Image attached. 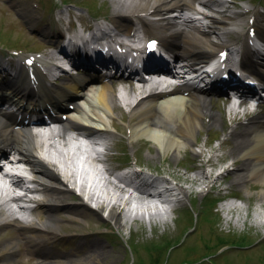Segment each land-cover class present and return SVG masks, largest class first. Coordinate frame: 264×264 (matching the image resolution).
<instances>
[{
  "label": "bare ground",
  "instance_id": "1",
  "mask_svg": "<svg viewBox=\"0 0 264 264\" xmlns=\"http://www.w3.org/2000/svg\"><path fill=\"white\" fill-rule=\"evenodd\" d=\"M195 1L207 7L211 12L197 11L199 19L187 15V11L193 8ZM13 2L16 3V11L21 14L27 23L32 25L38 34L43 37H50L55 34L51 33L49 35L50 32L43 26L44 21H33L34 13L32 7L17 0ZM110 2L113 7L111 23L116 30V35H120L122 32L124 35L131 36L136 42L140 40L141 35L157 38L161 45L171 44L175 54L184 57L185 60H191L200 54L208 52H218L221 49H226L230 53L231 48L226 39L229 29L226 27L234 19L238 18V14H240L231 10L224 0H110ZM215 6L222 7L217 9ZM251 14H253V10ZM135 21L140 24V28L135 27ZM256 21L258 22L256 24V35L264 37V24L259 23L255 18ZM129 23H132L131 30L128 28L121 31L122 27L124 25L127 26ZM106 36L114 39L111 33ZM244 40L242 39L241 41L240 39V43H242L241 50H243L241 53L242 59L248 66L255 69L257 68L255 67L257 62H254L248 55L243 43ZM227 60H229L228 57ZM109 68L110 66L107 67V69ZM257 72L259 77L264 80V66L260 67ZM37 76L42 88L34 91L28 84L26 73L21 69L18 70L14 75L15 79L11 77L6 84V88L10 89L13 95H17L14 96L16 100L12 101L18 104L19 109H22L21 98L18 95L23 97L28 94V97H33L36 100H47L55 106L63 108L65 112L62 111L60 116L66 113V119H59L61 128L58 132L50 130L49 133L40 135L42 137L40 138L39 135L33 134L27 127L20 130L14 129L13 126L20 123H14L12 116L0 111V154L11 152L17 154L21 160L30 163L36 173L34 174V179L38 185L37 192L41 194L36 201V211L31 213L27 224H22L18 219L14 218L15 212L9 206V200L2 198L3 190H1L0 232L7 226L12 225L23 230L26 243L34 248L36 256L42 258L44 262L50 258L59 257V250L52 246L49 247L46 239L47 235L53 236L59 230V212L68 214V220L74 222L77 219L84 218L88 212H94V214L99 216V211L110 205L106 217L117 226H125L129 222L139 220L136 217L133 218L131 214L133 199L130 197L126 199L128 197L127 189L113 179L115 175L110 168H105L107 176L104 180L106 184L102 186L100 191H104L105 187H113L116 194L108 192L107 197L100 199L99 196L95 198L94 193L96 191H89L87 198L90 201L95 200L94 202L97 205L96 209L93 210L84 204L81 198L73 202L68 200L72 192L62 178L64 176L65 181H74L77 176L76 170L71 168L72 165H75L76 160V154H71V150H69L71 142L75 140L80 143L79 136L88 138L89 142L92 143L89 152L91 150L90 153L92 155L96 154L93 150V137L91 136L97 132L103 142L110 138L112 133L107 123L112 126L113 118L118 109H128L129 121L125 126L130 129L129 136L135 135L134 138H137L136 133L138 136L140 135L142 128H135V122L136 125L147 127L153 131L160 130L167 137L166 146L171 147L170 158L175 160L176 165L165 171L174 181L159 174L144 172L147 178L155 182V184H165L163 189L159 190L157 194L159 197H163L164 192L171 188H176L185 195L180 203L187 200V189L182 184L183 182L189 183L190 187L195 189L196 186L209 181V191L216 190L217 185L220 183V175L210 180L212 172L205 170L206 166H216L212 155L206 156L203 148L198 150L191 148L197 143V135L200 130H204L211 125L222 127L224 123V115L221 111L223 112L225 109L222 108V110L218 111L215 109L217 104L213 103L208 91H197V89L184 85L176 87L175 95H170V97H166L165 93L143 95L142 91L134 86L127 87L124 85L123 92L115 91L113 82L104 81L95 92L89 94L85 92L84 88L78 87L84 83L81 78L65 79L59 83L57 81L53 83V81L45 78L42 74L38 73ZM120 82L124 84L125 81L120 80ZM83 86H86V84H83ZM1 92L0 96L4 98L5 95ZM10 98H7V100H10ZM80 100L85 101L91 107L90 113L84 117L89 125H85L76 117L75 112H81L82 109L79 104ZM69 103H73L75 108L66 112L67 104ZM227 109L231 114L237 113V109L231 104L226 106ZM205 119L208 121L206 122ZM75 127H78V131H73L72 133ZM231 133L235 136V149L233 151L235 158L233 162L235 166L233 171L234 183L241 185L242 188L247 187L248 184L251 187L254 184H261L262 190L259 194V200L262 202L260 206H263L264 115L252 117L243 125L241 130L234 126ZM41 139L49 141V145L43 152V158L38 157L35 153V143ZM57 139L60 140V143H56ZM133 144L131 141V146ZM204 146H207V142H205ZM152 147L156 150L155 157L160 158L161 151L157 145L152 144ZM77 149L79 150V148ZM189 150L194 157L197 156L196 158L201 160V163L199 166L188 167V172L182 173L180 167L183 165L180 156L182 153L187 154ZM96 156L98 159L101 158L98 154ZM194 157L188 159V161L191 162ZM226 160V156L219 158L220 162H225ZM239 161L241 164H237ZM101 163H105V159ZM154 168L157 169L156 167ZM192 171H195L194 175L189 174ZM20 182L21 179L17 177L14 179L13 185L18 186ZM134 183L132 186L134 185L137 189L147 190L141 186V182L138 184L137 181H134ZM85 187L84 181L80 184V189L84 190ZM147 198H150V196H146L143 192L138 196L140 202L152 204ZM162 202H166V200L163 199ZM231 208L232 206L224 208L226 210L225 218L228 220L231 218L230 213L227 212H231ZM258 222L259 224L264 223L263 221ZM19 235L20 233L12 232L11 237L17 239ZM77 235L81 236L78 239L80 245L78 248L72 249L74 257L80 258L83 256L95 264H110L109 262L112 261L113 256L107 250L105 243L95 238L88 231ZM3 238L0 235V247L3 245ZM22 251V247L16 250L15 246L11 245L7 248H0V257H16ZM57 264L60 263L58 262Z\"/></svg>",
  "mask_w": 264,
  "mask_h": 264
},
{
  "label": "rangeland",
  "instance_id": "2",
  "mask_svg": "<svg viewBox=\"0 0 264 264\" xmlns=\"http://www.w3.org/2000/svg\"><path fill=\"white\" fill-rule=\"evenodd\" d=\"M13 1L0 0V37H3L4 42L6 41L8 48L19 47L27 51L36 50L43 53V38L35 32L32 25L27 23L21 15L17 14L16 3ZM17 1L23 2L34 9V22L42 20L44 21V27L47 28L48 26L52 29L58 26L56 23L54 25V17L61 15L66 19L69 7H71L70 4L61 5L62 0ZM65 1L77 5L86 4L89 7L101 5V10L98 12L90 9L93 15L96 16L105 12L111 13L113 8L110 0ZM224 1L230 6L231 10L240 12L239 17L236 19V27L234 29H241L248 25L246 21L249 14H242L243 8L248 6L253 8L257 12L261 22H264V3L261 6L256 0ZM40 7H44V9ZM221 7L215 6L217 9ZM59 11H61V14H59ZM81 13L86 19L90 20L88 15L83 12ZM241 21H243V24H238ZM76 25L79 26L78 24ZM239 37L235 32L233 34H226L227 40L231 43L235 38L237 39ZM2 65L4 66V63ZM7 78L5 77V80ZM96 88L97 85H92L87 89V92L91 93ZM226 106L227 103L224 100H220L215 107L217 111L222 110V108L225 109L222 113L224 115L223 126L211 125L204 130H200L197 135V145L195 144L191 147L195 150L203 148L206 156L212 155L216 166H206L205 170L212 172L210 180L220 175V183L217 185L216 190L209 191V181L196 186L195 189H192L189 183L183 182L182 184L190 193L188 199L179 204L182 209H180V212L175 210L170 214L166 210L168 202H160L158 204L139 202L138 204L132 205L131 208L132 217H136L139 220L129 222L125 226H117L105 216V213L100 217L94 214V212H88L84 218L71 222L68 220V214L59 212V230L53 236H46L48 240L47 245L59 250V257L50 258L45 262L52 264H57L58 262L60 264H95L83 256L76 258L72 254V249L78 248L80 245L78 239L81 236L77 234L88 231L95 238L105 243L107 250L113 256L112 261L109 262L110 264H163L164 262L166 264H191L182 262L185 260H198L202 256H206V259L201 264H264V223L259 224L258 222H264V205L260 206L262 202L259 200L262 185L254 184L251 187L248 184L247 187L242 188L241 185L234 183L233 171L235 166L233 162L235 158L233 151L235 149V136L231 133L232 126H237V129L241 130L242 125L247 123L250 117L264 114V109L259 108L257 111L248 112L246 115L242 111L235 119V114H231L228 109L226 110ZM81 108L83 114H86V112L90 113L91 107L85 101H82ZM128 120V109H118L113 118V126L115 129L110 127L112 137L105 140L112 147L111 154L122 151L125 157H131L130 161L126 162L134 163L137 161V167L145 173L159 174L174 181L167 171H165L176 165L175 160L170 158L171 147L166 146L167 137H165V133H162L160 130L153 131L147 127L144 128V126H135L137 129L141 127L142 130L139 136L136 133L137 138H134L135 135H131V137L129 136V129L125 127ZM207 132H210L211 135H208ZM131 141L134 143L133 146H131ZM135 141L137 142L135 143ZM205 142H207V146H204ZM72 143L71 146H77L76 142L73 141ZM152 144L157 145L161 151L160 158L155 157L156 150L152 147ZM190 150L187 154L182 153L180 156L183 165L180 167L182 173L188 172V167L199 166L201 163V160H197V156L194 157ZM79 151H83L81 147H79ZM223 156H226L227 160L220 162L219 158ZM193 157V161L189 162L188 159ZM120 160L125 161L122 158H114L112 161L108 160L105 166L113 169ZM237 164H241V162L239 161ZM189 174L194 175L195 171L189 172ZM106 189L109 190L110 187H106ZM239 191L244 192L241 199L229 200L227 198L224 203L222 201L214 203L219 199L218 197H224V195L227 196L230 193L236 195L235 193ZM74 199L72 196L68 197L69 201ZM229 202L232 203L231 205H233L234 210L227 212L230 213L231 218L228 220L225 218L226 211L223 210V206ZM207 217L210 220L206 219ZM237 219L239 220L237 221ZM12 232L20 233L17 239L11 237ZM21 233L23 231L16 229L15 226H7L1 230L0 235L4 237V241L0 248H7L14 245L17 250L22 246L23 251L17 254L16 257H0V264L45 263L42 258L36 256L34 248L26 244ZM236 235L241 236V240H237L242 245L240 247L226 246L220 249L216 246H210L218 243V240L232 239ZM165 240H175V247L170 252L168 259H165L167 252L164 251L159 257L160 262H153L157 257V255H153L152 253L154 250L153 247L157 245L156 243H163Z\"/></svg>",
  "mask_w": 264,
  "mask_h": 264
},
{
  "label": "trees",
  "instance_id": "3",
  "mask_svg": "<svg viewBox=\"0 0 264 264\" xmlns=\"http://www.w3.org/2000/svg\"><path fill=\"white\" fill-rule=\"evenodd\" d=\"M157 245L155 246V247H153V249L157 252L158 251V253L156 254L157 255V257H156V259H155V261H153V262H160V259H159V257H160V255L165 251V249H167L168 247H170L171 245H167V246H162V245H164V244H159V243H156ZM152 249V248H151ZM155 252V253H156Z\"/></svg>",
  "mask_w": 264,
  "mask_h": 264
}]
</instances>
